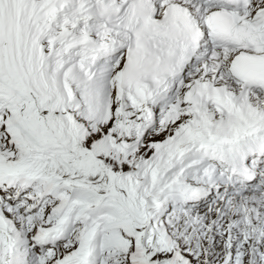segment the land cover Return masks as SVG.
<instances>
[{"label": "snow or ice", "instance_id": "6c2138e0", "mask_svg": "<svg viewBox=\"0 0 264 264\" xmlns=\"http://www.w3.org/2000/svg\"><path fill=\"white\" fill-rule=\"evenodd\" d=\"M0 264H264V0H0Z\"/></svg>", "mask_w": 264, "mask_h": 264}]
</instances>
